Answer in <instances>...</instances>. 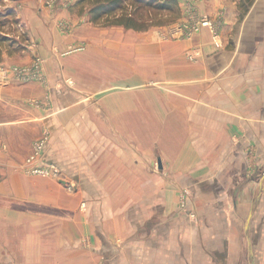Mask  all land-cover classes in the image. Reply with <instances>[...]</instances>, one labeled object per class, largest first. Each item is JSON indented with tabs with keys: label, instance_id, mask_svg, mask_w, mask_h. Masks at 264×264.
Listing matches in <instances>:
<instances>
[{
	"label": "crops",
	"instance_id": "crops-1",
	"mask_svg": "<svg viewBox=\"0 0 264 264\" xmlns=\"http://www.w3.org/2000/svg\"><path fill=\"white\" fill-rule=\"evenodd\" d=\"M178 2L166 30L30 22L47 81L0 75V264H264V0ZM202 18L216 37L177 31ZM42 137L75 153L74 193L25 171Z\"/></svg>",
	"mask_w": 264,
	"mask_h": 264
},
{
	"label": "rangeland",
	"instance_id": "rangeland-1",
	"mask_svg": "<svg viewBox=\"0 0 264 264\" xmlns=\"http://www.w3.org/2000/svg\"><path fill=\"white\" fill-rule=\"evenodd\" d=\"M162 1V0H157ZM92 0H0V19H3L1 21H4V24L0 26V36L7 37V41L0 42V56H2L3 52H6L9 56L18 58V56L22 55L21 52L23 50H30L32 53L31 55V61L29 64H22V65H15L19 67H27L31 64L38 62L39 63V69L38 72H36V75H38V78L30 77V79H34L33 81L41 82L45 84L46 78L45 75L41 74V68L46 62L45 57L42 54V47L40 46V40L38 41L37 35L35 36L32 32V29L30 30L29 25L30 22H35L37 18H45L47 21H53L55 23L56 32H60L62 36L69 35L71 32L74 24H72V21L70 20L72 16H76L75 20L79 21V19H83V23H87L92 25L93 27L97 28L99 31L101 29L110 28V27H121L120 25H113L108 24V21L110 20H102L98 23H93L89 20V16L87 14L88 8L91 4ZM130 8L127 7V9L123 12L128 11ZM187 10V8H186ZM185 8L182 7L181 3L176 0V4H174V7L170 11L166 10H156V9H148V10H141L136 15V19L139 22H142V26H144L143 29H139L137 31H143L148 30L151 28L156 29H163L166 30L168 28V25L171 24H178L182 21V16L185 15L184 12H186ZM9 12H11V15H7ZM122 12H118V15ZM29 22V23H27ZM75 23V27H76ZM79 25V24H78ZM77 25V26H78ZM123 27V26H122ZM124 28V27H123ZM126 29V28H125ZM24 34V35H23ZM56 34V33H55ZM57 37V35H55ZM91 45L87 41L82 42H76L74 44H66L62 49L55 48L53 53L54 55L64 56V55H71L73 53H83L85 52ZM101 47V45H100ZM33 76V75H32ZM98 98L93 97L90 100H97ZM43 138V137H42ZM35 141L32 146V152L28 156V158L35 154ZM75 156V153L72 152H58V151H49L46 153L45 148L44 150L39 154L38 158L32 162V165L35 164H42V161L45 162L46 158L51 157L53 158L49 160L50 162L46 163H54L59 162L62 164L63 169L65 170L62 174V170L57 174V176H45L47 178L52 179H63V188L68 193H74L75 192V158L72 159V157ZM27 158V159H28ZM27 159L25 163L27 166L29 165V162H27ZM55 161V162H53ZM74 163V164H73ZM74 165V167L72 166ZM27 166L24 168L25 171L29 174H32L33 176H37L39 178L40 175L31 173L30 171H27ZM61 167V166H60ZM154 169L156 170V167L154 166ZM79 187V186H78ZM72 196V195H70ZM80 196V195H79ZM83 197H86V195H82ZM42 196H33V199L40 198ZM88 197V196H87ZM129 198L135 199L136 196L130 195ZM71 198V197H69ZM82 197L80 196V199ZM92 200H94L95 203L102 204L105 199H110V195H92ZM80 206L84 209L87 206V200L82 199ZM85 202V203H84ZM0 203H3L6 205L7 198L0 196ZM16 206L19 208L24 207V201H15ZM84 203V206L82 204ZM26 207L31 208L35 211H46L48 209L47 205L41 204L38 202V200H32L31 202H26ZM51 210V208H49ZM66 210V209H65ZM64 215H66V212H64Z\"/></svg>",
	"mask_w": 264,
	"mask_h": 264
},
{
	"label": "trees",
	"instance_id": "trees-1",
	"mask_svg": "<svg viewBox=\"0 0 264 264\" xmlns=\"http://www.w3.org/2000/svg\"><path fill=\"white\" fill-rule=\"evenodd\" d=\"M174 4H176V0H92L87 14L89 20L93 23L110 20L108 24L120 25L126 29L139 30L144 28L142 26L143 23L136 19L139 11L148 9L170 11L174 7ZM127 7L130 9L123 12ZM120 11L122 13L118 15ZM7 15H11V12ZM1 20L3 19H0V26L4 24V21ZM7 40V37L0 36V42Z\"/></svg>",
	"mask_w": 264,
	"mask_h": 264
},
{
	"label": "built area",
	"instance_id": "built-area-1",
	"mask_svg": "<svg viewBox=\"0 0 264 264\" xmlns=\"http://www.w3.org/2000/svg\"><path fill=\"white\" fill-rule=\"evenodd\" d=\"M201 26H207L211 30L213 36L216 37V32L214 30L213 24L207 18L195 20L190 25L188 24L178 25L177 31L181 32L183 36L185 35L189 37L192 33L200 29ZM38 69H39L38 62H35L27 67H19L15 65L11 67H6L4 64L0 63V75L3 77V79H6L9 75H12L15 78H30V77L38 78V75H36ZM44 144H45V137L36 141L34 145L35 154L27 159V162H29V165L27 166V171L38 174L43 177L50 175L57 176V174L59 173V169L54 164H47V163L45 164V162L42 161V164L32 165V162L36 160L39 154L42 152L44 148Z\"/></svg>",
	"mask_w": 264,
	"mask_h": 264
},
{
	"label": "water",
	"instance_id": "water-1",
	"mask_svg": "<svg viewBox=\"0 0 264 264\" xmlns=\"http://www.w3.org/2000/svg\"><path fill=\"white\" fill-rule=\"evenodd\" d=\"M13 1H18V0H13Z\"/></svg>",
	"mask_w": 264,
	"mask_h": 264
}]
</instances>
